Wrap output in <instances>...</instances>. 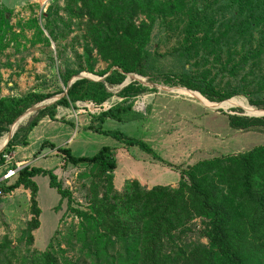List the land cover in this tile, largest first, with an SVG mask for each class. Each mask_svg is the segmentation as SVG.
Masks as SVG:
<instances>
[{"label": "trees", "instance_id": "16d2710c", "mask_svg": "<svg viewBox=\"0 0 264 264\" xmlns=\"http://www.w3.org/2000/svg\"><path fill=\"white\" fill-rule=\"evenodd\" d=\"M215 4L220 5L219 10L230 12V17L215 19L208 10ZM41 19L48 32L44 38L47 45L53 42L63 49L62 42L75 27L82 31L83 52L75 54L77 67L70 62L62 64L63 89L0 97L2 138L29 109L63 95L18 126L0 153V165H5L3 157L12 154L16 147L28 145L30 133L43 118L56 121L59 107L76 109L78 103L87 102L101 106L114 96L111 89L120 87L129 74L152 77L156 60L148 46L157 25L183 22L184 42L178 56L185 62L200 53L216 55L218 60L225 46L228 57L224 63L218 60L223 66L221 74L237 82L233 85L229 80L228 87H221L216 84L218 76H196L184 70L160 73L165 84L197 92L212 103L245 95L250 105L264 110V0H64L63 6L55 1ZM37 30L44 35L39 25ZM98 58L108 64V69L95 73ZM112 69L103 81L83 78L69 86L83 72L103 78ZM66 89L68 94L64 96ZM146 90L139 82L122 88L117 93L122 101L92 115L97 124L89 129L111 134L126 147H138L163 162L146 142L100 130L108 118L120 122L137 118L140 113L134 110V100ZM229 122L234 130L264 132V116L231 115ZM5 144L0 143V150ZM47 145L55 148L49 143L42 147ZM58 153L65 164L91 168L90 205L86 210L72 206V194L64 188L56 169L27 165L16 174L12 184L5 185L3 180V195L21 188L30 192L31 218L16 243L8 235L0 240V264H80L61 262L53 250L32 249L42 215L35 181L38 176L49 177L50 187L62 199H68L69 212L79 219L69 234L74 247H80L83 264H264V145L188 166L180 171L176 187L147 188L138 180H127L121 190L114 184L118 169L115 148L102 147L93 156H75L70 148H59ZM197 219L204 222L202 237L207 239V245L167 249V243L174 244L175 237L188 231ZM23 244L26 249L21 248Z\"/></svg>", "mask_w": 264, "mask_h": 264}, {"label": "rangeland", "instance_id": "374dc122", "mask_svg": "<svg viewBox=\"0 0 264 264\" xmlns=\"http://www.w3.org/2000/svg\"><path fill=\"white\" fill-rule=\"evenodd\" d=\"M55 1L61 6L64 5V0H0V97L23 96L33 90L50 93L59 91L64 88L61 75L65 65L62 66V64L70 62L72 66L77 67L75 54L83 52L81 30L72 28L73 33L62 42L63 49H59L53 42L50 46L44 42V38L48 37V32L43 28L44 22L41 16ZM191 1L194 0H189ZM200 6L204 7L203 4ZM218 7L220 5L215 4L208 9L215 19L230 17V12L225 9L221 11ZM37 25L44 30V35L39 33ZM183 26V22L170 23L169 26L157 25L153 32L148 50L156 60L151 73H153L152 77L157 78L155 80L152 77L144 79L150 80L159 87L154 89L143 85L147 90L134 100V110L140 115L127 122L108 118L100 129L109 133H122L146 142L163 162L155 160L138 147H126L111 134L79 126L82 119L89 123L88 126L97 124L93 122L92 115L102 111L100 109L96 111L97 108L94 109L90 102L78 103L76 109L69 108L68 113L72 121L77 124L68 126V129L74 130V143L69 146L75 156H93L105 146L131 151V153L127 151L116 153V159L120 161L122 168L118 169L117 175L115 172V178L117 176L118 180L117 182L115 180V183L118 190L122 189L121 180L128 177L127 171L131 168H133L132 172L153 186L159 184L176 187L180 180V171L188 166L201 160L238 154L258 145H264V132L261 129L252 131L231 129L229 122L231 115L255 117L243 108L239 106L217 109L207 107L199 99L180 93L181 89H187L165 84L160 73H178L184 70L196 76L208 75L210 78L218 76L216 84L220 83L221 87H228L229 80L233 85L237 84L235 79L224 77L221 74L223 66L218 60L221 59L224 63L228 57L224 45V50L220 54L221 58L218 60L216 55L208 57L203 56V53L189 58L188 62L179 58V47L184 42ZM94 65L95 73L108 69V64L99 58ZM80 75L99 78L87 72ZM127 82H130V79H127ZM121 89V86L111 89L114 96L107 102L108 104L114 106L122 101L117 96ZM60 96L47 100L44 104ZM230 100L250 106L257 115L260 114L259 116L263 117L264 113L260 112L264 110L250 105L245 95H239ZM33 115L18 123V126L26 124ZM9 133L2 138L9 136ZM121 153L140 159L142 162L139 164L129 160L124 162L120 156ZM12 154L14 156V152ZM39 154L38 151L35 156L21 158L18 161L19 163L25 162L28 166L38 165L34 158ZM58 157L64 163V158L61 155ZM39 164L44 168L53 169L58 166V161L56 158L46 159ZM8 168L10 165H0V183L7 174ZM55 173L62 181L64 188L71 192L72 206L86 210L91 199L90 185L93 175L91 168L87 166L76 168L64 163ZM15 180L16 177L6 180L5 185H10ZM36 182L39 186L38 200L42 215L40 229L34 232L35 241L32 249L41 252L53 250L55 256L63 263L67 260L73 263L79 261L83 264L81 254L78 252L80 247H74L75 244H72L70 239V230L79 223V219L69 212L68 199H62L57 191L50 187L49 177L38 176ZM25 191L21 188L11 194L0 195V240L8 235L16 243L26 221L31 218L30 192ZM190 226L188 231L175 237L174 244L167 243V249L176 246L189 247L198 243L207 245V239L202 237L204 222L197 219ZM21 248L26 249L27 247L23 244Z\"/></svg>", "mask_w": 264, "mask_h": 264}, {"label": "crops", "instance_id": "0c3cea01", "mask_svg": "<svg viewBox=\"0 0 264 264\" xmlns=\"http://www.w3.org/2000/svg\"><path fill=\"white\" fill-rule=\"evenodd\" d=\"M68 111H69V108L59 107L57 109V115H56L57 120L56 121L51 120L49 117L43 118L39 122V124L30 133L29 138H28V145L24 146V147L15 148L14 162L19 163L18 160L21 158L26 159V158L33 157V156H35L36 152L39 151L40 154L38 156H36V158H34V161H36L38 166L42 167L39 164L42 162V160L55 159L56 158L58 161V166H55V168H53V169H56V172H57L59 167H61L64 164L60 161L62 159H59V157H58L60 155L58 153V149L59 148H70L71 149V147L69 145L74 143V140H73V137H74L73 131L74 130L68 129L69 128L68 126L69 125L75 126L77 124H75L72 121L71 116L69 115ZM66 114H68V115H66ZM81 121H82L81 125L79 124V126H82L83 128L89 127L88 126L89 123L84 122L85 119H82ZM43 143L52 144L55 146V148L53 149L50 146L49 147L48 146L42 147ZM115 149H116V153H117V151H127L128 153H131V151L129 152L128 150L120 149L118 147ZM20 155H21V157H20ZM118 155H120V154H118ZM120 156H122V160H124V162H126L128 160L131 162H136L138 164L142 162V161H140V159L132 158L131 156H129L127 154L121 153ZM119 162H118V169L121 168ZM42 168H44V167H42ZM44 169H47V168H44ZM118 169L116 170V175H117ZM132 171H133V168H131V169H129V171H127L128 177L125 180H121V184L124 185V183L127 180H138L142 186H145L147 188H152V187L156 186V185L153 186L148 181L144 180L141 176H138V174H136ZM114 176H115V174H114ZM115 180H116V182L118 181L117 176H116V178H114V184L116 186ZM35 181H36V179H35ZM157 185H159V184H157ZM18 190H16V191H18ZM24 192H26V191L24 190Z\"/></svg>", "mask_w": 264, "mask_h": 264}, {"label": "water", "instance_id": "95a60500", "mask_svg": "<svg viewBox=\"0 0 264 264\" xmlns=\"http://www.w3.org/2000/svg\"><path fill=\"white\" fill-rule=\"evenodd\" d=\"M113 70H114V69H112V70L109 72V74L106 75V76H104L103 78H93V77H87V76H85V75H80V76H78V77L73 78L72 81L70 82L69 86H71V85H72L74 82H76L77 80H80V79H83V78H87V79H90V80H92V81H103V80H105V79H106V78L112 73ZM127 79H130V82H127ZM127 79H126V81L121 85L122 88L128 86V85L131 84L132 82H139V83H141V84H143V85H145V86H150V87H152V88H154V89H156V88L159 87L158 85L153 84L150 80H148V79H144L143 77L138 76V75H131V74H129V75L127 76ZM187 90H188V89H187ZM67 94H68V89L65 90L64 96L67 95ZM62 97H63V95L60 96V97H58L57 99H54V100L50 101V102L47 103V104H44V102H43V103H40V104L34 106L33 108L29 109V110L26 112V115L21 116V117L17 120V123H15V124L12 126V129H11V131H10V133H9V139L7 140V142H6L5 146H4V148L7 147L8 143H9L10 140L13 138V136H14L16 130L18 129V123L23 122V119L25 118V116H30V115H32V114H36V113H38L40 110H42V109H44V108H46V107H48V106L54 104L55 102H57V101H58L59 99H61ZM260 113H264V112H260ZM259 115H260V114H258V115H254V116H255V117H261V116H259ZM262 116H264V114H262ZM16 125H17L16 129L13 131V127L16 126ZM4 148H3V149H4ZM3 149L0 150V153L3 151Z\"/></svg>", "mask_w": 264, "mask_h": 264}, {"label": "bare ground", "instance_id": "6f19581e", "mask_svg": "<svg viewBox=\"0 0 264 264\" xmlns=\"http://www.w3.org/2000/svg\"><path fill=\"white\" fill-rule=\"evenodd\" d=\"M91 77H94V76H91ZM94 78H96V77H94ZM180 93L199 99L207 107H213V108L217 109V108H228V107L239 106V107L245 109L250 115H257L253 108H251L250 106L241 104L239 102H236L235 100H229V101H226V102L221 103V104H216V103H211L210 101L206 100L201 94L193 92V91L181 89ZM27 117L28 116H25L24 119H26ZM16 127H17V125L13 127V131L16 129ZM8 139H9V136L2 138L0 140V143L7 142Z\"/></svg>", "mask_w": 264, "mask_h": 264}, {"label": "built area", "instance_id": "2783aa9c", "mask_svg": "<svg viewBox=\"0 0 264 264\" xmlns=\"http://www.w3.org/2000/svg\"><path fill=\"white\" fill-rule=\"evenodd\" d=\"M90 103H91V105H92V107H93L94 109L97 108L96 111H97L98 109H100V111L103 112V111H107V110H109V109L112 107V106H111L110 104H108L107 102L104 103V104L101 105V106H97V105H95V104L92 103V102H90ZM100 111H99V112H100ZM100 113H101V112H100ZM100 113H99V114H100ZM95 115H96V114H95ZM3 159H4L6 165H10V168L7 169V174L4 175V177H3L2 180H10V179H13L19 171H21L22 169H24V168L27 166L25 162L15 163V162H14V156H13V154H7V155H5V156L3 157ZM11 165H12V167H11ZM0 195H2V192H1V191H0Z\"/></svg>", "mask_w": 264, "mask_h": 264}]
</instances>
